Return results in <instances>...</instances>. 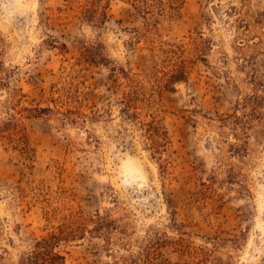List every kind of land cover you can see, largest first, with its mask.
<instances>
[{"label":"rangeland","instance_id":"374dc122","mask_svg":"<svg viewBox=\"0 0 264 264\" xmlns=\"http://www.w3.org/2000/svg\"><path fill=\"white\" fill-rule=\"evenodd\" d=\"M193 40L209 44L204 59L142 112L146 121L156 115L170 139L155 155L121 112L128 81L113 69L152 94L147 78L162 49ZM99 45L111 63L83 62ZM255 79L264 83V0H189L178 15L116 0L102 27L68 0H0V80L9 85L0 87V121L14 88L24 106L42 109L54 107V90L69 92L78 102L64 112L83 114L65 124L62 115L21 118L32 161L0 141V264H21L68 219L95 215L113 220V230L61 243L67 264L143 257L159 237L164 264H264V121L247 135L225 124L248 96H264Z\"/></svg>","mask_w":264,"mask_h":264},{"label":"trees","instance_id":"16d2710c","mask_svg":"<svg viewBox=\"0 0 264 264\" xmlns=\"http://www.w3.org/2000/svg\"><path fill=\"white\" fill-rule=\"evenodd\" d=\"M68 1L73 8L77 9L83 15L87 22L97 27H102L108 20L112 2L116 0ZM117 1L129 3L148 15L165 11L171 15H178L189 0ZM208 49L209 44L207 42H198L197 40H193L190 44H172L169 45L168 49H162L164 58L161 60V64L157 65L153 74L147 78L149 83L153 84L152 94H149L140 86L142 81L139 78L128 75L124 69L114 67L113 73L120 72L128 81V85L122 87L120 104L123 107L121 108V112L129 121L136 123L143 130L144 137L150 143V148L155 155H162L166 151L167 146L170 144V139L167 131L156 115L149 114L151 120L146 121L141 118L142 112L144 110L150 111V108L154 104L156 93L163 91L173 92L176 90L177 85L186 83L189 79L191 65L197 59L201 58L203 60L204 53ZM82 61L88 64L100 63L107 65L111 63L105 54L103 45H99L98 48L91 47L86 49L82 55ZM255 83L264 88L262 81L255 79ZM0 87L9 88V85L5 81L0 80ZM53 92L54 94H59V97L52 100L53 108L42 109L24 106V96L17 88L11 90L9 99L5 102L4 108L7 118L0 121V141L20 151L28 161H32L35 157V150L28 141L26 129L21 118H38L41 115L59 118L58 116L62 115L63 118L59 119V121L61 124H65L67 121H75V118H73L74 114L83 116L82 113H75L77 111L73 109H67L66 112L63 110L64 107L68 106V103L75 100L73 94L69 92L64 94L61 90H54ZM75 101L78 102V100ZM263 102L264 96H260L258 93L248 96L240 105L242 110L241 114L231 116L230 120H226L225 124L233 126L237 130H242L247 135L248 131L253 128L255 121H264V115L259 111ZM95 117L96 115H94V119ZM235 136L238 138V135ZM233 149V153L237 152L239 157L242 155L243 148L241 146ZM162 168L164 172L168 170L166 163L162 164ZM235 172L236 168L231 167L229 172L231 179H234ZM205 188L211 189V184H205ZM90 224H92L94 229H89L88 226ZM114 226L115 222L113 220L102 217L101 215L72 217L56 231H52L47 236L38 240L34 247L22 257L21 264H67L65 256L58 250L61 243L77 241L88 233L108 235ZM160 240V237L152 240V247L143 248V257L130 255L123 257L121 261H116L115 264H164L167 261L160 257L159 252L157 253L159 245H161Z\"/></svg>","mask_w":264,"mask_h":264}]
</instances>
